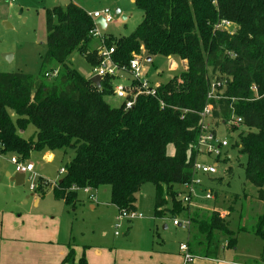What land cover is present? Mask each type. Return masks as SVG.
Returning <instances> with one entry per match:
<instances>
[{"label":"trees","instance_id":"16d2710c","mask_svg":"<svg viewBox=\"0 0 264 264\" xmlns=\"http://www.w3.org/2000/svg\"><path fill=\"white\" fill-rule=\"evenodd\" d=\"M134 4L142 12L136 28L119 40L102 37L105 46L113 48L111 62L127 72L132 55L142 50L149 58L176 57L186 64V71L156 86L154 96L138 95L129 109L123 101L112 107L105 97L114 96V82L123 80L106 76L97 88L70 60L77 53L90 69L100 64L97 49L89 48L92 19L71 2L47 10L42 65L49 69L41 79L0 73V154L24 161L34 151L69 148L73 157L52 188L55 201L74 206L77 190L106 187L109 203L118 212H135L136 195L149 183L155 187L153 217L163 218L170 211L168 199L173 204L181 186L191 179L199 113L210 103L212 121L241 119L245 130L236 148L246 156L245 181L256 189L255 201L263 205L261 226L264 0H134ZM221 21L232 27L217 29ZM55 71L52 79L45 77ZM210 80L218 85L217 99L207 102ZM28 125L34 134L24 139L20 134ZM169 146L172 155H167ZM190 221L194 232L188 246L196 247L200 258H214L222 237L228 247H235L236 236L218 212L207 217L194 212ZM258 230L252 235L264 244V230ZM60 264H75L73 252ZM76 264H86L84 257Z\"/></svg>","mask_w":264,"mask_h":264},{"label":"rangeland","instance_id":"374dc122","mask_svg":"<svg viewBox=\"0 0 264 264\" xmlns=\"http://www.w3.org/2000/svg\"><path fill=\"white\" fill-rule=\"evenodd\" d=\"M70 2L88 15L108 10L112 22L105 29L99 27L100 35L108 40L128 36L142 19V12L134 0H0V73H22L41 79L43 72L49 69L42 65L46 49V11L64 7ZM116 11L119 14H115ZM99 46V37H93L89 48L97 49ZM132 56L140 60V74L152 86L164 84L187 69L186 64L176 57L154 56L147 61L148 57L142 50ZM70 60L80 75L90 77V66L79 54L73 53ZM53 69L59 71L56 66ZM121 83L115 81L114 86ZM105 100L112 107L122 102L115 96H107ZM10 116L14 120L12 112ZM212 122L217 139L226 141L227 147L222 148L217 159L215 155L199 157L206 164L215 163L217 173L197 176L200 184L192 194V205L183 204L179 196V199L175 197L173 204L172 199H168L166 207L170 211L163 218H154L155 187L144 184L135 201V212L142 217L130 223L124 220L117 229H114L117 211L109 203L110 193L106 187L91 191L94 210L89 208L82 190H77L78 203L74 211L52 198L53 186L62 178L64 166L73 157L69 148L64 151L31 152L22 163L32 164L33 170L25 176L20 186L10 181L16 173L14 165L10 163L13 156L0 154V228L9 214H28L40 222H51L60 240L71 239V243L80 245V248H83L82 244L95 245L96 248L84 250L86 264H133L143 252L155 253L158 249L172 255L180 244H186L188 228L174 227V219L179 218L181 222L187 218L183 216L185 214L192 217L196 212L199 216L207 217L210 212L216 211L225 218L227 228L236 236V251L231 255L243 264L259 262L261 257L264 259V244L252 235V231L260 232L259 228L264 230V222L261 226L258 223L263 205L254 201L256 189L244 178L246 156L236 148L239 134L245 129L241 125L220 124L219 120ZM33 134L34 128L28 125L20 135L28 139ZM172 154L173 147L169 146L167 155ZM31 186L33 191L29 190ZM205 190L213 193L212 200L203 199ZM163 197H166L165 191ZM35 198L39 200L38 203L33 202ZM193 204H199L200 209L194 208ZM189 230L192 232V227ZM96 251L99 253L93 256L92 253Z\"/></svg>","mask_w":264,"mask_h":264},{"label":"built area","instance_id":"2783aa9c","mask_svg":"<svg viewBox=\"0 0 264 264\" xmlns=\"http://www.w3.org/2000/svg\"><path fill=\"white\" fill-rule=\"evenodd\" d=\"M10 2H14L15 0H9ZM58 1V0H55ZM93 23L94 20L97 18H102L105 24H109L112 22V16L108 10H103L102 12H95L92 15H88ZM232 24L229 22L221 21L216 26L217 29H230ZM235 32V31H233ZM92 37H99L100 39V46L97 48V54L101 59V62L98 66L93 67L90 69V78L94 76H98L100 80L106 76H119V78H123V81H128L127 84H117L114 86V96L118 99H121L124 103L125 108L129 109L134 103L135 98L138 95H148L154 96L156 91L155 87L149 84L146 80L142 78L140 74V60L137 57H133L129 61V69L128 71L119 70L110 60L111 54L114 52L113 48L108 49L106 46H102L103 38L100 35L99 27L94 24V29L90 32ZM56 75V71L52 72L51 74L46 73L45 77L52 78ZM132 82H135V86L131 85ZM218 85L214 84L213 81L210 80L207 92V102L215 101L217 99L214 91L215 87ZM212 114V106L210 103H206L203 107L202 111L199 113V136L197 139L196 144L194 145V152H195V160L192 164V172H191V179L189 182L183 184L181 186V194L179 195L181 201L185 205H190L192 200V194L195 190L196 186H199L200 182L197 179L198 175L204 176H213L217 173L216 164L209 165L204 162H201L199 157L200 156H210L215 155V158H219L220 151L222 148L227 147L226 141H219L217 139L215 133V126L211 119ZM228 124L240 125L241 119L238 117H231L228 121ZM10 163L14 165V170L16 173L24 174H31L33 170L32 164L25 163L23 164L22 161L18 160L17 157L13 156L10 158ZM30 179V178H29ZM30 191H33V186L29 188ZM74 190V189H72ZM83 193L88 195V200L93 202L94 197L91 195V189L83 188L81 189ZM203 199L205 200H212L213 193L211 191L205 190L203 194ZM222 218L223 216L219 214ZM140 214L136 212H125L120 211L117 213L114 219V229L119 228L120 223L122 221H132L136 218H141ZM190 218L187 217L183 221H179L178 219L173 220L174 226H183L189 227L190 226ZM114 235H117L115 231ZM179 252L181 253L183 264H191L194 260V256L189 252L187 244H181L179 246Z\"/></svg>","mask_w":264,"mask_h":264},{"label":"crops","instance_id":"0c3cea01","mask_svg":"<svg viewBox=\"0 0 264 264\" xmlns=\"http://www.w3.org/2000/svg\"><path fill=\"white\" fill-rule=\"evenodd\" d=\"M127 83L128 81H123V84ZM85 195L87 197L88 204H90L89 208L94 210V202L89 201L88 195ZM33 202L38 203L39 200L35 198ZM59 202L63 203L62 201ZM255 202L258 203L257 201ZM77 203H75L74 206H67L64 203L63 204L65 207L71 208L72 211H74ZM258 204L262 205L261 203ZM112 207L115 209V211H117L114 206ZM193 207L200 209L199 204H193ZM183 216L191 218L186 214ZM115 217L116 215H114V219ZM222 218L225 219L224 217ZM174 227L180 228L183 226ZM191 227L192 223L188 227V237L186 242L187 246L191 241L189 238H191L193 234V227L192 232L189 230ZM221 241L223 242L221 243ZM82 245L83 248H80V245H73L71 243V239L67 241L58 239L57 230L54 229V227L51 225V222H40V220H36L35 217H32L28 214L21 215V213H11L5 219V221H2V226L0 228V264H60L71 251L73 252L74 263L76 264L81 257L85 256L84 250L88 248H96L95 245ZM179 246L177 247L176 253L172 255H167L164 252L158 251V249L155 253L143 252L141 258L139 257L137 260H134L135 263L133 262V264H139L138 262L141 264L143 260L144 262H142V264H183L182 256L179 252ZM188 249L192 255L196 254L194 261L198 264H243L237 261L233 255H231V252L234 253L236 251V247H228L227 239L222 240L219 238V249L215 257L212 259H205L197 256L196 252L198 249L196 247L188 246ZM98 253L99 252L96 251L92 254L95 256ZM246 264H264V259L261 257L259 262Z\"/></svg>","mask_w":264,"mask_h":264},{"label":"water","instance_id":"95a60500","mask_svg":"<svg viewBox=\"0 0 264 264\" xmlns=\"http://www.w3.org/2000/svg\"><path fill=\"white\" fill-rule=\"evenodd\" d=\"M115 14H119V11H116ZM94 24L100 27L101 29L106 28V24L102 18H97L94 20ZM147 61H150V58H147ZM92 84H94L97 88L100 85V78L98 76H94L90 78ZM24 174L15 173L13 177L10 178V181L13 182L16 186H20L24 182Z\"/></svg>","mask_w":264,"mask_h":264}]
</instances>
